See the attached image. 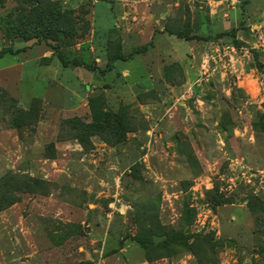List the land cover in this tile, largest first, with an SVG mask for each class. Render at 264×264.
Here are the masks:
<instances>
[{"label":"rangeland","instance_id":"rangeland-1","mask_svg":"<svg viewBox=\"0 0 264 264\" xmlns=\"http://www.w3.org/2000/svg\"><path fill=\"white\" fill-rule=\"evenodd\" d=\"M49 1L0 0V264H264V0Z\"/></svg>","mask_w":264,"mask_h":264},{"label":"trees","instance_id":"trees-1","mask_svg":"<svg viewBox=\"0 0 264 264\" xmlns=\"http://www.w3.org/2000/svg\"><path fill=\"white\" fill-rule=\"evenodd\" d=\"M36 4H38L39 0H36ZM45 8L44 10L40 9L39 12L36 14L38 17H41L40 15L42 13L45 14V19L48 21L45 25H39L37 26L36 23H34V28H30L28 26L26 29H31L32 31H37L39 34H46L49 36L56 37V34L58 33H68L70 35L73 34V28L75 25V18L72 16L73 12L70 11H61L59 8V5L57 3L51 2L49 0H45ZM30 11H34L33 8H31ZM17 14V13H16ZM18 15V14H17ZM68 26L70 28L68 29ZM10 28L12 30L16 31L18 34L22 35V29L16 28L15 25H11ZM69 30V31H68ZM56 41V40H55ZM59 61L63 64H66L67 61L64 60L62 55L58 53ZM124 57L121 54H116L113 57L110 58V61L116 60V59H123ZM71 64L75 66H79L81 63L73 59L71 61Z\"/></svg>","mask_w":264,"mask_h":264}]
</instances>
